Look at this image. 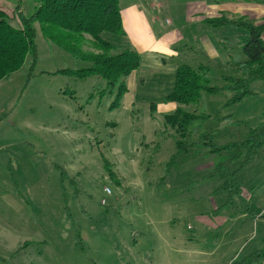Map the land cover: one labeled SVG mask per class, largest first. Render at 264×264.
<instances>
[{
    "label": "rangeland",
    "instance_id": "374dc122",
    "mask_svg": "<svg viewBox=\"0 0 264 264\" xmlns=\"http://www.w3.org/2000/svg\"><path fill=\"white\" fill-rule=\"evenodd\" d=\"M191 1L119 0V6L153 7L161 40L169 30L181 35ZM34 5L0 2L24 17ZM207 27L210 38L221 35V28ZM34 28L36 60L27 56L0 80V264H244L264 250V143L243 168L230 152L210 154L197 145L245 140L264 122V82L231 107L224 106L227 93H203L210 120L195 145L178 154L164 111H150L164 104L174 74L137 70L123 80L125 92L109 89L98 76L63 73L87 64ZM225 30L217 48L237 64L245 59L238 31ZM176 49L177 61L191 64L183 44ZM228 174L240 186L232 201L219 191Z\"/></svg>",
    "mask_w": 264,
    "mask_h": 264
},
{
    "label": "trees",
    "instance_id": "16d2710c",
    "mask_svg": "<svg viewBox=\"0 0 264 264\" xmlns=\"http://www.w3.org/2000/svg\"><path fill=\"white\" fill-rule=\"evenodd\" d=\"M206 1L219 4L229 0ZM34 3L29 17H24L17 7L11 15L0 6V80L20 70L27 56L32 61L36 60L34 25L37 23L49 42L87 64L83 69L63 73L79 78L98 76L109 89L119 87L120 92H125L123 80L138 70L140 56L129 47L113 45L103 38L105 33L120 37L125 35L119 0H34ZM13 19L19 22L18 26ZM205 22L212 28L232 27L244 32L240 41L245 59L216 70L208 64L203 53L196 52L195 60L186 64L177 61L176 50V56L170 61L175 65L173 87L161 103L175 105L171 113L164 115L163 122L164 127L176 136L178 154L185 152L187 145H195L203 125L210 120V116L202 111L203 93L214 98L227 93L224 106L231 107L243 98L255 95L253 84L264 82V41L261 39L264 26L256 27L242 17L229 20L221 16L206 19ZM88 41L90 47L84 49ZM185 52L189 56L194 50L187 47ZM215 77L220 80L212 83ZM155 110L156 104H151V113ZM263 143L264 122L251 129L243 141L219 146L205 139L197 145H203L210 154L228 151L231 161L240 160V168H243L252 162ZM219 191L227 193L232 201L233 196L240 192L235 176L228 174ZM259 252L244 264L262 262L264 250Z\"/></svg>",
    "mask_w": 264,
    "mask_h": 264
},
{
    "label": "crops",
    "instance_id": "0c3cea01",
    "mask_svg": "<svg viewBox=\"0 0 264 264\" xmlns=\"http://www.w3.org/2000/svg\"><path fill=\"white\" fill-rule=\"evenodd\" d=\"M120 14L125 35L120 37L121 42L117 46H126L138 53L140 56L139 71L149 70L151 75L163 73L169 76L174 74L175 65L170 61L176 56V47L180 43L183 44L184 50L188 47L187 44L193 43L194 55L192 53L193 57L188 58L190 61L195 60L197 52L205 55L211 67L221 69L227 64H232L230 56L225 57L223 55L225 52H220L217 48L225 44L221 42L225 40L223 37L226 33L225 28L219 31L221 35L215 34L212 39L209 37L211 31L207 27L210 25L206 24L205 20L221 16L229 20L242 17L256 27L264 26V0H229L219 4L208 3L206 0L191 1L187 3L184 11L185 26L181 35L177 30H169L163 34L161 40L155 35L154 26L159 17L153 7L146 3L144 6L129 3L123 7L120 3ZM235 31H238L240 40L244 32L236 28ZM261 39L264 41V32L261 34ZM156 109H162L166 115L175 109V105L173 103L156 104Z\"/></svg>",
    "mask_w": 264,
    "mask_h": 264
}]
</instances>
